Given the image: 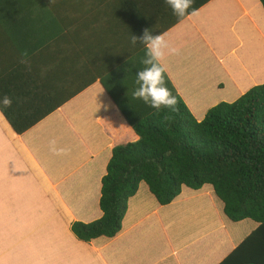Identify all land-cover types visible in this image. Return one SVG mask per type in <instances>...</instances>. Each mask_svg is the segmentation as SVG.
Masks as SVG:
<instances>
[{"label":"crops","instance_id":"1","mask_svg":"<svg viewBox=\"0 0 264 264\" xmlns=\"http://www.w3.org/2000/svg\"><path fill=\"white\" fill-rule=\"evenodd\" d=\"M191 13L161 32L180 49L162 63L200 120L216 103L264 83V9L260 0H208ZM137 138L99 80L22 133L0 111V211L12 204L14 215L33 217L18 224L21 236L6 244L0 263L217 264L256 227L249 218L229 220L211 184L183 185L160 204L141 181L114 236L77 239L71 222L102 214L112 148Z\"/></svg>","mask_w":264,"mask_h":264},{"label":"trees","instance_id":"2","mask_svg":"<svg viewBox=\"0 0 264 264\" xmlns=\"http://www.w3.org/2000/svg\"><path fill=\"white\" fill-rule=\"evenodd\" d=\"M207 1L194 0L188 13ZM181 19L165 0H0V99H12L0 111L22 133L99 80L138 138L112 148L101 177L102 214L72 221L75 237L114 236L141 181L160 204L183 185L211 184L229 220L257 222L217 264H264V83L216 103L200 120L166 72L178 111L132 98L144 46L131 45V35L146 28L156 35ZM25 50L30 68L19 62Z\"/></svg>","mask_w":264,"mask_h":264},{"label":"clouds","instance_id":"3","mask_svg":"<svg viewBox=\"0 0 264 264\" xmlns=\"http://www.w3.org/2000/svg\"><path fill=\"white\" fill-rule=\"evenodd\" d=\"M53 0H51V3ZM194 0H165V3L171 8L174 15L183 18L192 8ZM192 15L196 14V9H192ZM166 34L153 35L150 29H144L141 36L134 34L130 37L131 45L135 46L137 43L144 46V56L140 63L142 68H137L135 72L136 87L132 91L133 99H140L148 104L151 108L160 111L161 109H169L178 111V101L176 96L168 89L165 83L164 73L166 67L162 63L166 55H179L180 49L170 43L166 38ZM130 60V58H128ZM131 61V60H130ZM21 64L31 67L28 52L22 51L20 54ZM132 62V61H131ZM133 62L127 71L133 67ZM0 105L4 108L12 106V99L5 95L0 99Z\"/></svg>","mask_w":264,"mask_h":264},{"label":"rangeland","instance_id":"4","mask_svg":"<svg viewBox=\"0 0 264 264\" xmlns=\"http://www.w3.org/2000/svg\"><path fill=\"white\" fill-rule=\"evenodd\" d=\"M1 166H3V163H1ZM143 185L146 186L145 183H143ZM0 192H3V190L0 189ZM1 195H2V193H1ZM1 199H2V196H1ZM10 201L14 202L12 199H10ZM0 203H2V201H0ZM11 205L12 204L7 205V207H8V209H6L7 212L4 211L5 213H3L0 211V253H2L3 249H6V244L10 245V247H11V245H12L11 243H13L12 240H14V239L16 240L18 236H21V231L18 229V227L21 226L22 221L25 219H28L29 221L33 219L32 216L14 215L13 214L14 208H11L12 207ZM0 206H1V204H0ZM27 207H29V206H27ZM57 207H59V206H57ZM24 213H31V210L30 211H23V214ZM5 217H8L9 221H7V219ZM252 222H255V221L252 220ZM18 224L20 226H18ZM11 248H10V250H11Z\"/></svg>","mask_w":264,"mask_h":264}]
</instances>
